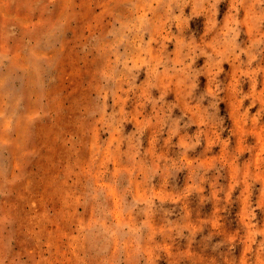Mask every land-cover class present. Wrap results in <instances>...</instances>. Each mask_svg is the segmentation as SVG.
I'll list each match as a JSON object with an SVG mask.
<instances>
[{
	"label": "rangeland",
	"instance_id": "obj_1",
	"mask_svg": "<svg viewBox=\"0 0 264 264\" xmlns=\"http://www.w3.org/2000/svg\"><path fill=\"white\" fill-rule=\"evenodd\" d=\"M0 264H264V0H0Z\"/></svg>",
	"mask_w": 264,
	"mask_h": 264
}]
</instances>
